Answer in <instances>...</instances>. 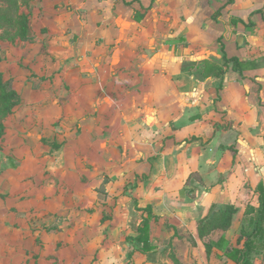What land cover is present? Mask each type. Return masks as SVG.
Returning a JSON list of instances; mask_svg holds the SVG:
<instances>
[{
	"label": "crops",
	"instance_id": "0c3cea01",
	"mask_svg": "<svg viewBox=\"0 0 264 264\" xmlns=\"http://www.w3.org/2000/svg\"><path fill=\"white\" fill-rule=\"evenodd\" d=\"M20 11L29 39L7 66L22 105L6 126L19 166L5 176L52 180L39 216L55 230L8 242L7 258L30 243L25 264H209L206 243L231 246L264 186V0H27ZM227 205L231 227L200 238Z\"/></svg>",
	"mask_w": 264,
	"mask_h": 264
},
{
	"label": "rangeland",
	"instance_id": "374dc122",
	"mask_svg": "<svg viewBox=\"0 0 264 264\" xmlns=\"http://www.w3.org/2000/svg\"><path fill=\"white\" fill-rule=\"evenodd\" d=\"M26 1L27 0H22L19 5L17 29L9 30L8 32H4L3 29H0V49L2 58L0 72L2 73V79L5 83H14L12 75L10 74V69L7 66L9 58L8 52L12 47H17L16 43L21 45L22 42L29 39L26 34V29H24L25 17L21 15L20 11L22 4H25ZM2 97H5L6 101L4 102L5 107L0 116V124H3L5 127L0 136V264H14L15 261L20 264H25L26 260L30 258L28 252L31 244H26L28 246L27 253L25 255L21 254L19 259L7 258L6 254L9 253L6 251L8 248L7 245L9 244L8 242H10L9 246L18 245L20 247L21 245L24 247V243L22 242L23 237L32 236L37 238L42 234H51L52 231L55 230L47 224H42V222L44 223L46 216H39L40 209H44V204L47 205L46 201L49 198L44 191L45 187L49 186L46 183H49L52 180L47 179L45 181L35 178L19 179L5 176L6 169L10 167L17 169L19 166L15 163L18 160L15 159L11 161L8 156L10 149H8L7 144L10 140L7 138L8 132L6 126L8 121L12 119L15 110L22 105V100L19 96L16 97L13 95L12 97L9 88H6V93H2ZM40 202L44 203L43 207L40 206ZM48 214H50V212H48ZM248 224L249 219L244 222V226L242 227L248 226ZM7 237L10 240H7ZM240 237V233L239 237H234V242L231 245L232 247L237 246ZM209 240V242H212L211 237ZM209 244L211 245V243ZM83 257L84 258H77V264H97V262H100L101 264H110V262H113L114 264H135L132 261H128L129 259L121 261L116 259L114 261H109L98 259L97 255L94 257L91 255L88 258L85 256ZM67 260L68 259H66V261ZM209 261H211L209 264H234L233 262L230 263L226 259H223L217 251L213 249L209 254ZM62 264H65L64 260L62 261ZM252 264H264V252L253 254Z\"/></svg>",
	"mask_w": 264,
	"mask_h": 264
},
{
	"label": "trees",
	"instance_id": "16d2710c",
	"mask_svg": "<svg viewBox=\"0 0 264 264\" xmlns=\"http://www.w3.org/2000/svg\"><path fill=\"white\" fill-rule=\"evenodd\" d=\"M22 0H0V29L4 32L17 29V16L19 5ZM26 24L24 25V29ZM1 49H0V63ZM226 62H229L226 60ZM234 64V71L243 72L245 67L238 60H231ZM6 88L10 90V93L18 97L16 94L12 82L5 83L2 79V73L0 72V116L5 107V97H2V93H6ZM4 125L0 124V136L4 130ZM259 192V208L248 207L246 214L250 216L248 226L242 227L240 230L241 237L238 239L237 246H229V243L221 238L215 244H205L207 254L211 253L213 248L221 251H225L228 259L232 260L236 264H252V255L258 252H264V186L262 184L258 187ZM238 213V209L234 206H224L220 211L214 213L210 219L206 220L199 227L200 238L208 237L215 231L228 230L234 220L235 215ZM149 227L145 225L139 231V236L136 238V242L143 246L145 249L146 236L148 234ZM244 239V242H243Z\"/></svg>",
	"mask_w": 264,
	"mask_h": 264
}]
</instances>
